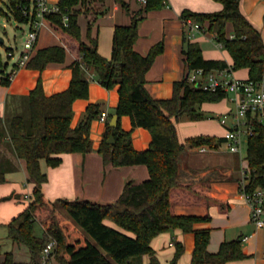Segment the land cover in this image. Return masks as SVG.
Masks as SVG:
<instances>
[{"label": "trees", "instance_id": "trees-1", "mask_svg": "<svg viewBox=\"0 0 264 264\" xmlns=\"http://www.w3.org/2000/svg\"><path fill=\"white\" fill-rule=\"evenodd\" d=\"M8 11H0L6 17L11 14L21 24H28L34 16L25 15L32 6L31 0H8ZM90 0H60V11L46 16L48 23L59 33L64 46H50L39 49L27 67L43 71L50 63L66 60L67 49L74 51L80 60L72 64V80L69 88L61 93L47 96L43 81L26 97L27 106L23 112L6 116V132L15 155L25 160L29 174L28 181L34 184L28 207L5 224L9 238L19 246H26L31 259L19 261L13 252L5 253L2 264H52L44 263L43 252L51 239L57 245L53 252L58 264H137L149 255V264H161L153 240L162 233L181 230L193 233L195 246L192 264H228L252 256L244 251L241 238L225 241L216 253L208 250L211 229L196 228L199 223L210 222V209L219 208L228 212L230 203L216 197L208 180L183 182L180 180V160L189 147L208 146L218 149L225 139L215 136H197L182 142L177 123L188 118L203 121L215 118L202 110L205 103H220L228 95L222 89L204 90L188 80L189 72L204 69L205 74L215 70H249L248 81L264 83V37L241 10V0H215L223 4L220 11L195 12L185 9L181 18L199 24L203 32L214 34L217 43L229 52L233 64L226 60H208L203 55L199 42H192L184 30L185 77L175 82L174 94L170 99H156L149 92L147 73L157 57L165 50V42L156 43L147 54L135 49L139 38L140 23L151 11L169 6V0H147L144 6L132 13L130 25H117L113 36V50L110 59L99 52L98 34L93 32L94 23L88 26L87 39L82 36L79 24L81 14ZM100 13H96L98 16ZM67 16V21L65 20ZM209 23V26H207ZM233 25V37L227 32ZM10 50V49H8ZM0 66L3 62L0 51ZM93 70L100 84L107 89L119 88V103L116 112L119 117L129 116L132 129L126 131L119 122L115 128L107 123L103 141L98 148L105 165L114 167L146 165L150 177L141 183L129 181L118 200L99 204L87 200H50L42 186L48 175L42 168L45 160L50 167L62 163V154L82 153L94 150L91 128L94 120L101 116V104L87 107L80 123L72 126L73 104L78 99L90 96L88 71ZM5 70H3V73ZM9 74L2 78V84L9 85ZM253 134L247 142V162L251 171L247 192L264 188V121H252ZM142 127L152 134L147 150H136L133 144V130ZM4 133L1 131L0 135ZM113 136L115 143H108ZM15 170L11 160L1 157L0 183L6 181L9 172ZM13 198L3 197L0 203ZM177 205H200L206 208L205 216L179 215ZM106 221L114 223L115 226ZM43 227V235L36 234L35 225ZM176 251L170 264H178L186 252V245L175 242Z\"/></svg>", "mask_w": 264, "mask_h": 264}, {"label": "crops", "instance_id": "crops-1", "mask_svg": "<svg viewBox=\"0 0 264 264\" xmlns=\"http://www.w3.org/2000/svg\"><path fill=\"white\" fill-rule=\"evenodd\" d=\"M52 6L58 5L60 0H47ZM124 4H128L132 13L138 12L144 4L140 0H90L83 13L79 17L82 36L87 39L88 26L94 23L93 32L98 34L99 52L105 58L110 59L113 50V36L117 25H130L131 15ZM223 4L215 0H169V6L151 11L140 23L139 38L135 49L141 54H147L156 43L165 42L164 53L157 57L152 68L147 73V88L156 99H170L174 94V84L182 80L186 75L184 63V30L185 22L181 14L185 9L195 12L220 11ZM243 14L258 28L264 37V0H241ZM100 13L98 16L96 13ZM209 26V23H207ZM233 25L227 26L228 36L233 37ZM199 42L203 48L206 59L226 60L229 65L233 59L229 52L217 43L214 34L200 32L190 39ZM64 46L59 33L46 20L41 28L35 53L39 49L50 46ZM67 49L66 60L62 63H50L43 71L28 67L18 69L11 77L9 85L2 84V78L11 72L0 74V148L1 157L11 160L15 170L9 172L6 181L0 183V199L12 196L13 198L0 203V225L5 226L22 213L29 205L34 184L28 181L29 174L26 162L18 158L12 150L6 128V116L15 112H23L26 109V97L42 79L44 91L47 96H52L67 90L71 84L73 72L72 64L80 60V57L72 50ZM7 69V68H5ZM90 79V96L88 99H78L73 104L74 118L72 126L76 127L86 114L87 107L93 103L101 104V115L108 114V121H102L100 117L93 121L91 139L94 150L86 155L82 153L62 154V163L57 167H50L46 161H42V168L48 175V181L43 184L44 194L52 201L57 199L87 200L99 204L114 203L121 196L127 182L141 183L149 177L146 165L114 167L105 165L98 148L103 141L107 123H110L114 115H118L116 108L119 103V88L107 89L97 79L93 70L88 71ZM231 77L240 80H248L249 70L242 69L231 73ZM233 107L220 103H205L202 110L210 113L215 118L203 121H189L177 123L179 137L182 142L197 136H224L226 127L219 118L229 112ZM216 121L212 128L211 123ZM119 122L124 130L132 129V121L129 116L119 117ZM152 134L148 129L138 127L133 130V144L136 150L144 151L150 147ZM226 144V143H223ZM223 144L218 149L208 146L206 151L202 147H189L180 160V180L183 182L208 180L212 184L213 194L221 199L228 200L230 209L222 212L217 207L210 209L212 220L199 223L196 228L211 229V241L208 250L216 253L225 241L238 238H248L244 244L246 254L252 256L249 259L231 261L228 264H263L258 256L259 239L264 235V228H257L251 220V208L245 201L241 184L243 181V169L248 167V162L239 158L240 154L222 150ZM227 145V144H226ZM229 148V147H228ZM175 212L179 215L205 216L207 210L200 205H177ZM110 225L114 223L106 221ZM6 227V226H5ZM7 228V227H6ZM171 235L168 243L170 248L175 247V242L186 245V254H190L195 246L193 233H183L181 230L162 233ZM156 237L152 246L157 247ZM170 237V236H169ZM254 239H256L254 243ZM175 240V241H174ZM14 243V242H13ZM166 244V243H165ZM15 245H17L15 243ZM19 246V245H18ZM21 247V246H19ZM156 250V249H155ZM13 252L17 259V253ZM258 256V258H257ZM255 257V261H251ZM2 257L0 264L4 261ZM31 259L27 256L25 262ZM18 260V259H17ZM145 263L149 259L144 257ZM251 261V262H250ZM192 264V263H191Z\"/></svg>", "mask_w": 264, "mask_h": 264}, {"label": "built area", "instance_id": "built-area-1", "mask_svg": "<svg viewBox=\"0 0 264 264\" xmlns=\"http://www.w3.org/2000/svg\"><path fill=\"white\" fill-rule=\"evenodd\" d=\"M140 1L143 4L147 2V0ZM31 2V9L26 10L25 15L34 16V20L27 24L29 32L24 47L18 55H16V50L13 48L7 52L8 65L15 58L9 73L10 77L18 69L27 67L33 58L46 16L60 11L58 5L52 6L47 0H31ZM65 20L67 21V16H65ZM185 25L189 39L194 38L197 33L203 32L201 26L192 20L185 22ZM233 72L228 69L215 70L205 74L204 69L200 68L189 72L188 80L192 83H199V87L204 90L222 89L227 92V99L233 103L234 107L229 114L219 118L220 123L226 127L223 138L225 143L228 144L230 152L242 155L244 138H247L248 142L249 136L254 132L253 119L259 118L264 121V83L233 78L231 77ZM100 119L107 122L108 114L103 113ZM201 151H206V148L202 147ZM243 177L241 191L245 201L251 208V220L257 228H264V188L260 187L253 192H247L246 186L251 180L249 167L243 169ZM247 239L244 238L243 242H246ZM56 245L57 242L54 239L48 242L43 252L44 263L51 262Z\"/></svg>", "mask_w": 264, "mask_h": 264}, {"label": "rangeland", "instance_id": "rangeland-1", "mask_svg": "<svg viewBox=\"0 0 264 264\" xmlns=\"http://www.w3.org/2000/svg\"><path fill=\"white\" fill-rule=\"evenodd\" d=\"M8 2H9L8 0H0V10L2 9L3 12L8 11ZM1 13L2 12L0 11V38L4 39V43L0 44V51L2 54L3 62L5 64V62L8 61L7 52L10 51L8 49H12V48L15 49L16 55H18L19 51L23 49L25 40L27 39V35L29 32V27L26 24L18 23L11 14L8 13L10 17H6ZM14 62H15V58L11 60L7 69H5V67L0 66V74L3 73V70L7 72L10 71ZM223 103L225 104V106L234 107L233 103L230 102L228 99L223 100ZM189 121L190 120L188 118H184L179 123H184ZM216 124H217L216 121L212 122L211 123L212 128L216 126ZM247 145H248L247 138H244L243 154L239 155V158H241V160L244 162H246V157H247ZM222 150L229 152L228 144L227 145L223 144ZM35 230L37 235L39 236L43 235L44 230L39 222L36 223ZM8 233H9L8 228L0 225V262L2 257L5 256V253L9 251H15L17 253V259L19 261H26L25 258L27 256L29 257L30 254L28 248L26 246L19 247L18 245H15V243H13V241L9 238ZM157 240H158L156 243L157 247L155 249L161 264H170L174 256V253L176 251V247L170 248L168 246L169 241L172 240L171 235H168V237L167 234L162 235L158 237ZM255 241L256 239H254V243ZM258 242H259L258 256H264V235L261 234ZM186 253L187 252L183 254L178 264H191L190 254H186ZM144 257L150 259L149 255H145L141 260L138 261L137 264H149V263H145ZM259 259L264 260V257L261 258L259 257ZM250 260L255 261V257ZM51 262L52 264H58L54 258H52Z\"/></svg>", "mask_w": 264, "mask_h": 264}, {"label": "water", "instance_id": "water-1", "mask_svg": "<svg viewBox=\"0 0 264 264\" xmlns=\"http://www.w3.org/2000/svg\"><path fill=\"white\" fill-rule=\"evenodd\" d=\"M4 43V39L0 38V44ZM200 84L198 83L197 86ZM119 123V115H114L111 122L109 123L110 127L115 128ZM108 143L113 144L115 143L114 137L111 136L108 140Z\"/></svg>", "mask_w": 264, "mask_h": 264}]
</instances>
